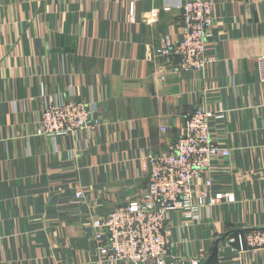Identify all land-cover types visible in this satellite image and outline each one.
Returning a JSON list of instances; mask_svg holds the SVG:
<instances>
[{"label":"crops","instance_id":"obj_1","mask_svg":"<svg viewBox=\"0 0 264 264\" xmlns=\"http://www.w3.org/2000/svg\"><path fill=\"white\" fill-rule=\"evenodd\" d=\"M186 1L0 0V264H97L91 219L139 199L144 156L167 150L197 108L220 104L211 135L232 155L215 161L212 189L236 202L201 221L172 213L170 257L264 264V247L225 240L264 229V0H212L215 61L202 71L158 51L164 34L182 38ZM58 95L98 107L102 128L88 145L35 135Z\"/></svg>","mask_w":264,"mask_h":264},{"label":"built area","instance_id":"obj_2","mask_svg":"<svg viewBox=\"0 0 264 264\" xmlns=\"http://www.w3.org/2000/svg\"><path fill=\"white\" fill-rule=\"evenodd\" d=\"M177 8L182 12V38L174 41L170 34H164L158 51L169 64L178 60L181 69L202 71L215 61L206 53L215 24L213 2L187 0ZM97 111L92 102L58 95L44 103L35 135L49 137L54 143L75 136L88 145L102 128ZM224 117L222 104L218 112L197 108L184 133L167 150L144 156L148 184L140 198L91 219L97 264H186L170 257L174 242L168 223L172 213H180L188 221H201L213 207L236 202L233 192L212 189L214 175L222 170L215 161L232 155L229 147L211 135V121ZM74 196L83 200L85 192L76 190ZM242 236L227 233L225 240L231 248L240 242L241 251L264 247V229ZM204 254L192 264H201Z\"/></svg>","mask_w":264,"mask_h":264},{"label":"water","instance_id":"obj_3","mask_svg":"<svg viewBox=\"0 0 264 264\" xmlns=\"http://www.w3.org/2000/svg\"><path fill=\"white\" fill-rule=\"evenodd\" d=\"M219 242H220V240L217 241V243H216V245H215V247H214V249H213V253H214V254H216V253L218 252V245H219Z\"/></svg>","mask_w":264,"mask_h":264},{"label":"trees","instance_id":"obj_4","mask_svg":"<svg viewBox=\"0 0 264 264\" xmlns=\"http://www.w3.org/2000/svg\"><path fill=\"white\" fill-rule=\"evenodd\" d=\"M228 234H235V232L234 231H229Z\"/></svg>","mask_w":264,"mask_h":264}]
</instances>
